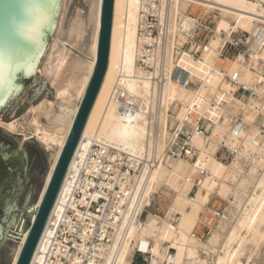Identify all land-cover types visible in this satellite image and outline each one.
Segmentation results:
<instances>
[{
	"label": "bare ground",
	"instance_id": "6f19581e",
	"mask_svg": "<svg viewBox=\"0 0 264 264\" xmlns=\"http://www.w3.org/2000/svg\"><path fill=\"white\" fill-rule=\"evenodd\" d=\"M68 1L62 0L61 2L52 35L54 36L55 34V40L52 42L50 49L48 48L51 43L48 45L42 58V60L45 58L43 68L40 67L41 60L34 75L35 77L41 73L51 83L55 88L56 100L55 102L46 100L40 105L30 108V112L34 114L32 124L35 128V137L47 149L46 151L52 152L51 159L49 158L50 170L38 201L34 206L31 222L36 217L59 158L66 146L98 60L104 0H86L90 4L89 13L86 15L81 9L77 10V14L74 18H71L72 20L65 30L64 20L70 4ZM141 1L115 0L114 2L108 69L50 216L51 220L49 219L48 221L31 264L45 263L44 253L48 243L46 237L50 234L52 218L56 214L60 215L63 212L66 199L73 190L70 178L77 179L81 170L79 166L83 164L82 162H85L86 155L94 143L99 142L116 146L139 157L144 155L151 157L155 154L160 156V158L163 157L167 150L170 136L168 125L170 120L169 111L178 106V104H183V108L178 113V119L184 120L188 112L187 104H191L193 100H196L195 96H200L201 93L205 96V85L211 79H215L213 71H215L218 60L214 58L219 57L215 54V51L223 42L220 38L224 33H230L232 29L236 28L231 26L228 18L233 17L238 23L240 21L259 22L264 25V0H171L168 8L174 16L184 19L186 8L196 5L221 12L222 17L216 28V39L210 43L206 50V58L211 63L210 66L213 70L206 80L203 81L204 84L201 89H198V95L196 92L186 89L171 79V74L177 64L186 72H189L191 76H194L191 72L192 64H194L192 62H196L198 59L189 54H184L177 61L172 57L170 58L167 66V80L161 88H157L148 80H138L135 76L137 73L141 76L140 70L138 72L136 68V44L140 26ZM183 24L185 28L191 27L189 21ZM191 24L193 26V23ZM89 33L90 38L88 40L87 36ZM263 40L264 28L260 30L257 38L254 37V43L251 48L256 41L259 43ZM64 41H66V44L63 43ZM72 47L79 50L82 55L75 56ZM251 57L253 56L251 55ZM240 59L245 61L246 57L241 55ZM121 91L125 94L127 100H143L144 106L148 105L152 100H160L162 118L160 120L161 131L156 133L158 135H155L150 128V122L143 113L137 114L135 120H125L117 115V106L113 100H116L117 94ZM176 95H181V100H175ZM241 101L237 97L235 100H231L225 116L233 115L241 107ZM200 109L199 112L204 115L205 113ZM217 112L214 105H211L207 113L212 116ZM253 114L254 110L252 108H246L242 114L244 123L248 124L249 127ZM17 124L18 121L2 123L0 119V125H4L10 132L17 130ZM174 124L175 121L172 122V126ZM244 134L246 133L241 129L240 135ZM195 144L202 149L203 153L214 152L212 147L205 148L204 142L199 136H195ZM258 149L259 156L255 161L259 166H263L264 143ZM246 153L247 149L242 154L245 156ZM212 160L213 158H211L208 168L213 176L204 180L197 191L196 197L190 195L193 185L188 182V179H191L196 173L194 166L186 163L183 159L169 158L159 162L151 169L147 167L142 169L132 200L134 201L140 193L143 194L140 212H147L144 223H142L143 221H136L133 224L121 251L113 261L111 260L112 258L110 259V264H131L130 260H132L136 248L145 253H153L155 257L158 256L159 258L166 254L164 257L168 264H206L205 261L200 259V249L206 245L198 238H193L192 234L194 232L192 231L200 219V212L206 210L212 196L215 194L226 196L230 190V181H235V177H237L236 170H241L237 164L224 167V165L212 162ZM170 161L177 163L169 165ZM254 173L253 169L251 175ZM244 183L247 184V181L244 182L243 180ZM163 187L174 191L177 196L166 207L164 216H160L149 210L153 207L155 197ZM259 188L261 191L249 198L250 210L258 216L255 219L256 221L252 223L250 217H244L230 230L223 253L219 255L217 264H245L242 259L244 247L256 246L264 238V172L259 182ZM239 195L236 192L234 196L238 205L244 201L241 200ZM188 207L192 209L191 214L187 211ZM178 215L181 217H178ZM19 225L20 223H17L14 230L11 231V233L23 236L21 238L11 234V237L21 240L16 242L19 247L12 264L17 263L30 231L29 226L24 234L21 233L24 226L22 222L17 231ZM212 236L209 238L211 242L210 249H213L214 245H216L212 243H217L218 241L217 236L213 234ZM150 241H153L152 246ZM236 244L239 246L237 248L233 247ZM143 248L147 249L144 250ZM150 249L152 252H150ZM169 254L172 255L170 260L168 259ZM154 261L161 263V261H157L153 257ZM207 264L209 263L207 262Z\"/></svg>",
	"mask_w": 264,
	"mask_h": 264
},
{
	"label": "built area",
	"instance_id": "2783aa9c",
	"mask_svg": "<svg viewBox=\"0 0 264 264\" xmlns=\"http://www.w3.org/2000/svg\"><path fill=\"white\" fill-rule=\"evenodd\" d=\"M170 3L171 0H142L140 7L136 68L138 72L140 70L141 76L138 73L135 76L138 80H148L157 88H161L167 80V66L171 57L177 61L184 54H189L201 59L207 46L216 37V14L205 12L197 16L189 13L187 16L193 21V26L187 29L182 17L171 14L168 8ZM222 41V59L235 60L243 54L248 62L251 61L254 37L251 38L250 34L224 33ZM257 62V65L252 63L251 69L258 76H264V58ZM224 75L225 79L237 88L236 97L254 106L253 116L256 122L253 134L256 143L262 145L264 95L243 83L239 73L229 74L224 70ZM171 79L194 93L203 85L201 80L191 76L178 64L171 74ZM246 97L250 100H244ZM205 99L197 97L191 104H187L188 112L184 120L178 119L183 104H178L169 111L170 136L167 150L161 158L156 154L151 157H139L116 146L94 143L86 155L85 162L79 166L81 170L77 179L70 178L73 190L66 199L63 212L52 218L50 234L46 237L48 243L44 264H110V259L113 261L121 251L133 224L145 220L147 212H140L143 194L140 193L134 201L132 200L142 169H151L169 158L184 159L194 166L196 173L188 179L193 185V191L190 193L192 197H196L204 180L213 176L208 168L211 158L217 159L225 166L239 165L241 170H236L238 180L248 177L252 182L240 205L233 196L230 199L217 196L221 202L209 203L205 210L207 223L202 225L205 232L192 234L193 238L211 246L209 238L215 232L220 233L221 241L217 246L213 249H200L202 257L209 264H217L230 230L244 217H250L252 223L258 217L250 210L249 198L261 191L259 182L264 165L259 166L255 161L258 154L252 157L242 154L244 139L240 136V130L243 129L247 133L249 125L244 123L240 115L229 118L230 129H223L221 134L214 135L213 120L199 112V108L209 101ZM113 101L117 106V115L122 119L135 120L137 114L143 113L155 135L161 131L160 100H152L144 106L143 100H127L121 91ZM211 103L216 102L212 100ZM230 135L234 136L232 140L229 139ZM195 136L202 138L205 147L214 143L217 146L216 152L203 153L195 144ZM253 169L255 173L251 175ZM238 246L236 244L233 247ZM168 259H172L171 254ZM242 259L245 264H264V238L258 245L248 246ZM131 264H153V256L136 248ZM162 264H168V261Z\"/></svg>",
	"mask_w": 264,
	"mask_h": 264
},
{
	"label": "water",
	"instance_id": "95a60500",
	"mask_svg": "<svg viewBox=\"0 0 264 264\" xmlns=\"http://www.w3.org/2000/svg\"><path fill=\"white\" fill-rule=\"evenodd\" d=\"M61 2L0 0V115L33 79L51 41ZM114 2L103 1L97 64L32 222L34 206L50 170V161L43 146L35 139L25 142L20 152L18 148L23 136L0 128V264L13 262L19 244L5 240V237L21 241L7 234L23 237L8 231L15 217L14 230L22 212H25L23 218L26 220L21 233L24 234L29 226L30 231L16 264H31L33 261L108 69ZM27 107L25 105L16 116Z\"/></svg>",
	"mask_w": 264,
	"mask_h": 264
},
{
	"label": "rangeland",
	"instance_id": "374dc122",
	"mask_svg": "<svg viewBox=\"0 0 264 264\" xmlns=\"http://www.w3.org/2000/svg\"><path fill=\"white\" fill-rule=\"evenodd\" d=\"M69 7L65 16V20H64V29L66 30L70 21L72 20L71 18H74L75 15L77 14V12L79 11V9H81L82 12H84V14H88L90 11V4H88L86 2V0H69L68 1ZM89 8V9H88ZM78 10V11H77ZM205 12H213L214 14H216V28L218 25V22L221 19V12H218L216 10H211V9H207L204 8L202 6H196L193 5L191 7L186 8V13L184 15V23L189 21L190 22V26L192 27L193 21L191 22V19L189 16H187L189 13L191 14H195L197 16H201L203 13ZM228 21L230 22L231 26L236 27L234 29H232L231 32H240V34L242 32H246L248 34L251 35V38L256 37L259 35L260 30L262 28H264V25L259 23V22H244V21H240L239 23L236 21L235 18L230 17L228 18ZM188 29V28H187ZM90 30V29H89ZM91 32V30H90ZM230 32V33H231ZM228 32V34H230ZM54 36H52L50 41V45L49 48H51V45L53 44L52 42L55 40ZM90 38V33L87 36V39L89 40ZM216 39V37L214 38ZM212 39V41L214 40ZM220 40H222V37L220 38ZM211 41V42H212ZM210 42V43H211ZM63 43L66 44V41H64ZM68 45V44H67ZM222 43L220 44L221 47ZM70 46V45H69ZM68 46V47H69ZM220 47L215 51V54H217L219 57L218 58H214L215 60H218L216 63V68L215 71H213L215 73V79H211L206 85H205V90L204 92L206 93L205 96L202 95V93L200 94V96L205 97V100H209L208 102H206L204 105H202L200 108V110H202L205 114V116L210 117L213 122H214V127L212 128L214 135L217 136L219 134H221L223 129H230L228 121L229 118L231 116H241L243 112H245L246 108H252L253 110L255 109L254 106L252 105V103H247V101H241L240 102V106L238 108V110L233 113V115L226 117V113L228 111V106L230 105L231 100H235V94L237 92V88L235 86H233L232 84H230L226 79H225V75H224V70L226 72H228L229 74H235V73H239L241 75V81L245 84L248 85L249 88L253 89V90H257L258 92H260L262 95H264V76H258L257 73H255L252 69H251V65L253 62H255V64L257 65L258 62L257 60L264 58V40L262 42L256 41L255 45H253L252 47V52L251 55L253 57H251V61L248 62L247 59H245V61H242L240 59L241 54L239 57H237L235 60H225L222 59L220 57ZM255 47V48H254ZM73 48V47H72ZM73 54L75 56H79L82 55L81 52L75 48ZM208 49V46H207ZM206 49V50H207ZM206 50L203 53V56L201 59H198L196 62H192L194 64H192V73L195 77H197L199 80H201L202 82L204 80H206V78L209 76L210 72L213 70V68L210 66L211 63L207 60L206 58ZM45 62V58L42 60L41 63V68H43L44 62ZM220 61V63H219ZM221 65V66H220ZM200 69V70H198ZM198 70V71H197ZM197 71V72H196ZM201 71V72H200ZM261 82V83H260ZM259 83L261 85H259ZM204 84V82H203ZM201 88H199L200 90ZM198 90V92H199ZM56 92H55V88L51 85V83L41 74L39 73L38 75H36L35 77H33V79L31 80V82L29 83V85L19 94V96L8 106V108L0 115V119L2 121V123H10V122H15L18 121L17 124V130L10 132L9 130H7V128L4 125H0V128L8 131L12 134H16V135H20L23 136L21 143L19 145L18 151L22 152L23 146L25 144V142L30 141L32 139H35L41 146H43L35 137V128L32 124V120L34 118V114H32V112H30V108L32 106H38L40 105V103L48 100L50 102H55L56 100ZM198 95V93H197ZM181 95H176V97L174 98L175 100H181L180 99ZM200 96H195L196 98L200 97ZM192 100V99H191ZM212 100H214L216 103L213 104L211 103ZM244 100H250L249 97H246ZM28 105L27 109L20 115V116H16L17 113L22 110V108ZM211 105H214V107L217 109V113L211 115H208V111H209V107ZM178 111V110H177ZM255 111V110H254ZM255 122L256 119L254 118V116L252 115L251 118V125L249 127V131L244 134V135H240L244 141H243V150L242 153H245L246 149H247V153L245 154V156H255L256 154H258L259 151V147L261 146L258 145L256 143V139L254 137L253 131L255 129ZM234 138L233 135H230V140H232ZM236 138V137H235ZM212 147L214 149V152H216L217 150V146L214 143H211L208 147H205L206 149ZM44 148V146H43ZM45 152L48 156V159H51V151H46L47 149H45ZM250 150V151H249ZM213 152V153H214ZM49 159V161H50ZM184 160V159H183ZM257 160V159H256ZM186 163H189L188 161L184 160ZM212 162H216V163H220L217 159L213 158ZM177 162H173L170 161L169 165H173ZM191 164V163H190ZM222 164V163H220ZM223 165V164H222ZM224 167H228L225 166ZM237 177H235V181L232 180L230 181V190L228 192V194L226 196H220L223 199H230L231 196H235L236 192H238L240 195L241 200H244V196L247 193L249 187L251 186V180L250 178H242L241 180H238V175H236ZM243 180L244 182L247 181V184H243ZM249 180V181H248ZM243 186V187H242ZM246 186V187H245ZM193 191V190H192ZM232 192V193H231ZM230 193V194H229ZM176 193L172 190H170L167 187H163L159 194L156 195L154 203H153V207L149 210L152 213L158 214L160 216H164V212L166 207L170 204L171 200L176 198ZM217 196L219 195H214L212 196L211 199V204H214L215 202H221V199L218 198ZM243 198V199H242ZM182 211V210H180ZM188 213H192V209L191 207L187 208ZM205 211L203 210L202 212H200V219L197 223V225L195 226V229L192 232H196V233H200V228L203 227L202 225L207 223V219H205V215H204ZM25 212H22L19 219H18V224L25 223V218H23ZM204 215V216H203ZM178 217H181L180 215H178ZM23 218V219H22ZM16 221V218L14 217L11 225L8 229L9 232L13 231L12 227L14 225ZM144 223V221L142 222ZM213 235L217 236V243H212L214 246H217L220 241H221V235L219 232H215L213 233ZM7 236L11 237V234L8 233ZM213 237V236H212ZM5 240L11 241L16 243L17 240L5 237ZM151 246L153 245V241H150ZM209 243L210 239H209ZM205 244V243H204ZM206 246H202L201 248H210L208 244H205ZM144 250H146L147 248H143ZM248 250V246H245L243 249V256L246 254V251ZM150 252L151 249H150ZM134 254V253H133ZM152 256L154 257L155 260L157 261H161V264L164 263L163 261H165V255L161 258H159L158 256L155 257L153 255V253H151ZM201 254V253H200ZM200 259L205 261V263L207 264L206 260L200 255ZM131 261V260H130ZM166 262V261H165ZM157 262L154 261L153 264H156Z\"/></svg>",
	"mask_w": 264,
	"mask_h": 264
},
{
	"label": "crops",
	"instance_id": "0c3cea01",
	"mask_svg": "<svg viewBox=\"0 0 264 264\" xmlns=\"http://www.w3.org/2000/svg\"><path fill=\"white\" fill-rule=\"evenodd\" d=\"M205 232V229L203 227L200 228V234H203Z\"/></svg>",
	"mask_w": 264,
	"mask_h": 264
}]
</instances>
